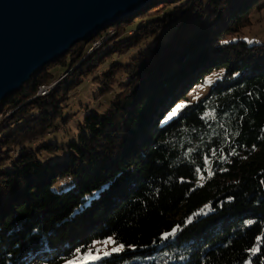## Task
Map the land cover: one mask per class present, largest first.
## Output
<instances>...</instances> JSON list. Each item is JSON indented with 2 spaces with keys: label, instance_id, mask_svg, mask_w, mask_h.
<instances>
[{
  "label": "trees",
  "instance_id": "1",
  "mask_svg": "<svg viewBox=\"0 0 264 264\" xmlns=\"http://www.w3.org/2000/svg\"><path fill=\"white\" fill-rule=\"evenodd\" d=\"M263 9L156 0L2 100L0 264H62L108 237L122 250L90 264H264V40L241 33ZM112 58L93 78L108 108L52 140Z\"/></svg>",
  "mask_w": 264,
  "mask_h": 264
},
{
  "label": "water",
  "instance_id": "2",
  "mask_svg": "<svg viewBox=\"0 0 264 264\" xmlns=\"http://www.w3.org/2000/svg\"><path fill=\"white\" fill-rule=\"evenodd\" d=\"M156 0H0V102L32 74Z\"/></svg>",
  "mask_w": 264,
  "mask_h": 264
},
{
  "label": "rangeland",
  "instance_id": "3",
  "mask_svg": "<svg viewBox=\"0 0 264 264\" xmlns=\"http://www.w3.org/2000/svg\"><path fill=\"white\" fill-rule=\"evenodd\" d=\"M253 21L255 23H253L251 26L244 28V30L241 32L242 35H246L249 40H251L252 36L257 37L258 41L264 40V9L261 12L257 11L254 13ZM113 33L114 32L111 30L110 35H112ZM105 38L106 35H102L98 39V41L90 47V51L98 47L99 41ZM135 52L136 51H132L129 55H133ZM114 60H116V58H112L107 61V63L97 69L95 73L85 77L83 82L71 91L70 96L67 100V104L64 108L65 113H73L70 116L71 121L66 126L61 128L59 132L52 133L50 135L52 140H57L59 142H68L69 140L75 138V135L78 132V124L80 121L83 120L84 115L89 110L104 112L108 108L112 92L99 95L100 83L97 80H93V78L97 76V74H101L104 71L105 67ZM65 68L66 66L54 67L53 71L56 73V76L51 82L43 84L44 90L41 93L39 92L41 86L39 87L37 96H44L48 94L50 90H52L56 86L58 81L66 78L71 71L70 68H68V71L66 72ZM189 95L193 96L195 94L193 92H190ZM1 116L2 115H0V118ZM201 178H203V176ZM72 179V176L63 177L61 181L66 183L63 187L67 188L68 186H70L69 184ZM112 241L115 242L112 237H108L102 240H95L93 244L89 247L88 251H86L85 253L79 251L75 258L69 259L62 264H90L97 262L98 260L110 255L112 252H114V248H120L119 251H121L123 248L120 247L121 244L117 242L112 243ZM89 253H91L92 256H99V259H86V257L89 256ZM105 253H107V255H105ZM42 264L47 263L42 262Z\"/></svg>",
  "mask_w": 264,
  "mask_h": 264
},
{
  "label": "snow or ice",
  "instance_id": "4",
  "mask_svg": "<svg viewBox=\"0 0 264 264\" xmlns=\"http://www.w3.org/2000/svg\"><path fill=\"white\" fill-rule=\"evenodd\" d=\"M107 243V242H106ZM112 243H115L114 241H112ZM120 247H123L122 245ZM120 248H114L113 251H119ZM105 255H107V253H105ZM86 259H99V256H92L91 253H89V256L86 257Z\"/></svg>",
  "mask_w": 264,
  "mask_h": 264
},
{
  "label": "built area",
  "instance_id": "5",
  "mask_svg": "<svg viewBox=\"0 0 264 264\" xmlns=\"http://www.w3.org/2000/svg\"><path fill=\"white\" fill-rule=\"evenodd\" d=\"M44 90V85H41V89L39 90V92L41 93Z\"/></svg>",
  "mask_w": 264,
  "mask_h": 264
}]
</instances>
